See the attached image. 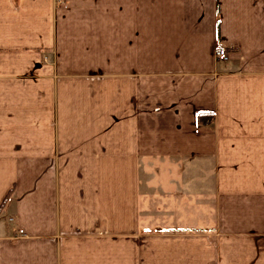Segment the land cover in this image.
<instances>
[{"label":"crops","instance_id":"0c3cea01","mask_svg":"<svg viewBox=\"0 0 264 264\" xmlns=\"http://www.w3.org/2000/svg\"><path fill=\"white\" fill-rule=\"evenodd\" d=\"M0 264H264V0H0Z\"/></svg>","mask_w":264,"mask_h":264},{"label":"built area","instance_id":"2783aa9c","mask_svg":"<svg viewBox=\"0 0 264 264\" xmlns=\"http://www.w3.org/2000/svg\"><path fill=\"white\" fill-rule=\"evenodd\" d=\"M215 57L217 59H219V60H227L228 59V55H227L226 51L223 48L216 49Z\"/></svg>","mask_w":264,"mask_h":264}]
</instances>
